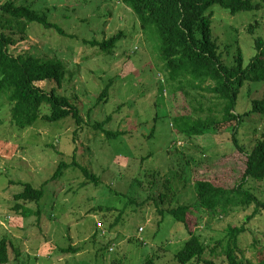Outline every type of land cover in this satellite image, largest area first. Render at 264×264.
Instances as JSON below:
<instances>
[{
  "label": "rangeland",
  "instance_id": "374dc122",
  "mask_svg": "<svg viewBox=\"0 0 264 264\" xmlns=\"http://www.w3.org/2000/svg\"><path fill=\"white\" fill-rule=\"evenodd\" d=\"M13 1L46 12L66 32L63 35L30 23L26 35L10 49L41 58L58 56L65 64V77L60 85L49 80L43 87L47 91L55 88L78 103L85 122L76 134V124L69 117L56 121L40 118L30 127L18 128L9 121L7 98L0 96V238L10 237L18 252L12 250L11 259L0 264H144L148 257L153 259L152 264H179L174 255L189 233L182 223L162 213L169 206L194 203L196 193L192 176L187 174L184 181L178 165L166 166L167 151L175 143L179 146L180 138L171 125L169 94L163 89L166 73L156 65L160 60L151 49L154 44H147L136 16L118 0ZM257 1L262 4L260 10L233 15L213 6L218 22L214 33L233 45L225 53L231 60L237 44L244 58L251 55L253 40L247 28L254 18L259 26L253 34L264 37V0ZM119 31L124 36L111 54L84 42ZM181 95L177 92L180 104ZM255 98L264 100V81L244 82L235 111L248 110ZM95 122H101L109 132H117L116 136L106 138L104 131L93 127ZM263 125L261 114L245 117L239 133L247 148L259 137ZM231 130L228 126L198 137L196 142L201 147L197 152L204 150L202 158L214 157L218 151L230 152L234 147L229 138ZM73 153L99 181H85L80 169L67 167L44 185L39 203L26 202L35 210L39 208V215L16 214L13 195L22 183L40 186L61 160L71 161ZM154 171L158 179L155 190L149 183ZM259 189L261 197L264 185ZM160 192H168L164 201L158 197ZM133 198L142 202H129ZM250 210L231 208L228 214L215 217L201 214L196 233L206 244L205 258L209 248L223 238L227 224L243 223ZM246 225L239 237V248L246 255L236 252L239 257L254 260L251 249L264 244V214ZM213 258L224 264V255L215 254Z\"/></svg>",
  "mask_w": 264,
  "mask_h": 264
},
{
  "label": "trees",
  "instance_id": "16d2710c",
  "mask_svg": "<svg viewBox=\"0 0 264 264\" xmlns=\"http://www.w3.org/2000/svg\"><path fill=\"white\" fill-rule=\"evenodd\" d=\"M118 1L128 6L136 16L147 44H154L151 49L155 58L160 60L156 65L166 73L163 75V89L169 94L171 125L180 138L177 142L180 145L175 143L167 151L166 166L178 165L179 177L184 181L187 174L192 176L196 193L194 203L169 206L163 213V209L159 210L162 216L168 213L175 221L182 223L189 233L182 248L175 253V259L179 264H219L213 256L222 254L224 264H264V244L251 249L254 260L239 257L236 252L246 255L239 248V237L246 231L249 220L264 214V195L260 197L258 193L259 186L264 185V125L251 148L246 147L239 133L245 117L252 114L264 117V100L252 99L248 110L243 113L235 111L239 88L244 82L264 81V37L253 34L259 26L254 18V23H249L247 28L253 40L251 55L244 58L237 44L231 60L225 53L233 45L214 33L218 22L214 16L216 8H213L218 6L217 9H224L233 15L240 11L260 10L262 4L257 0ZM30 23L66 34L59 23L49 18V14L39 12L29 4L15 3L13 0H5L0 4V96L4 95L8 100L9 121L12 126L27 128L40 118L56 121L69 117L76 124V134L85 122L78 103L58 93L55 88L47 91L43 87V82L49 80L61 84L66 74L64 62L58 56L41 58L26 52L14 53L10 49L16 40L26 35ZM123 36L124 32L119 31L107 38H93L84 42L111 54ZM106 89L101 94L104 95ZM177 92L182 94V104L178 103ZM228 126L232 128L229 138L233 150L218 151L214 157L202 158L205 152H197L196 148L201 146L196 139L213 130L221 132ZM93 127L104 131L106 138L116 136L117 133L105 130L101 122H95ZM67 167L80 169L85 181H99L94 173L76 160L73 153L72 160H61L52 176L40 186L36 187L30 182L22 183V188L13 195L12 209L15 213L22 217L39 215L40 209L35 210L27 206L26 202L39 203L45 193L44 185ZM156 173L153 172L149 181L154 190L158 183ZM167 193L160 192V201H164ZM152 200H157L155 195ZM129 202L139 204L142 201L133 198ZM248 207L251 210L243 223H228L223 238L209 248L208 257L205 258L206 244L196 233L201 214L210 213L209 216L215 217L228 214L231 208ZM112 225L109 223L110 227ZM96 229L101 234L100 227L96 226ZM217 247H221V250L217 251ZM69 249L76 251V248ZM100 249L103 251L102 247ZM12 250L18 253L10 237L3 235L0 238V263H7L11 259ZM152 263L151 257L144 262Z\"/></svg>",
  "mask_w": 264,
  "mask_h": 264
},
{
  "label": "built area",
  "instance_id": "2783aa9c",
  "mask_svg": "<svg viewBox=\"0 0 264 264\" xmlns=\"http://www.w3.org/2000/svg\"><path fill=\"white\" fill-rule=\"evenodd\" d=\"M98 225H99V226H102V224H101V223H99V222H98ZM141 229H142V228H141ZM141 229H140V230H141Z\"/></svg>",
  "mask_w": 264,
  "mask_h": 264
}]
</instances>
